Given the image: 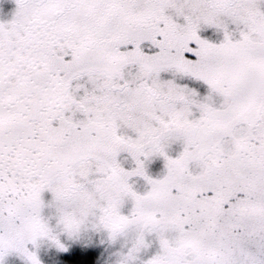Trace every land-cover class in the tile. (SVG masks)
<instances>
[{
	"label": "snow or ice",
	"instance_id": "snow-or-ice-1",
	"mask_svg": "<svg viewBox=\"0 0 264 264\" xmlns=\"http://www.w3.org/2000/svg\"><path fill=\"white\" fill-rule=\"evenodd\" d=\"M13 2L0 264H264V0Z\"/></svg>",
	"mask_w": 264,
	"mask_h": 264
},
{
	"label": "rangeland",
	"instance_id": "rangeland-1",
	"mask_svg": "<svg viewBox=\"0 0 264 264\" xmlns=\"http://www.w3.org/2000/svg\"><path fill=\"white\" fill-rule=\"evenodd\" d=\"M14 10L13 0H0V22H5L11 18L10 13ZM164 172V161L160 158L152 159L147 164V174L152 178H158ZM147 186L141 181L139 186L136 188L137 191L143 192ZM50 250L45 249L41 246V250L38 255L42 261V264H47V256Z\"/></svg>",
	"mask_w": 264,
	"mask_h": 264
}]
</instances>
